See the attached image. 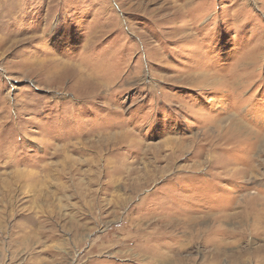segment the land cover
<instances>
[{
  "label": "rangeland",
  "instance_id": "1",
  "mask_svg": "<svg viewBox=\"0 0 264 264\" xmlns=\"http://www.w3.org/2000/svg\"><path fill=\"white\" fill-rule=\"evenodd\" d=\"M0 264H264V0H0Z\"/></svg>",
  "mask_w": 264,
  "mask_h": 264
}]
</instances>
